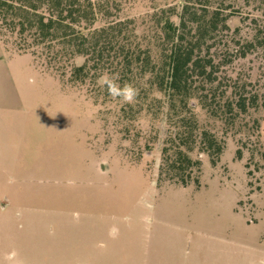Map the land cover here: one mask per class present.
I'll return each mask as SVG.
<instances>
[{
  "label": "rangeland",
  "instance_id": "374dc122",
  "mask_svg": "<svg viewBox=\"0 0 264 264\" xmlns=\"http://www.w3.org/2000/svg\"><path fill=\"white\" fill-rule=\"evenodd\" d=\"M11 48L0 45V264H264L263 112L231 130L199 110L226 150L185 187L162 172L168 132L153 111L126 115L106 88ZM237 68L264 87L260 54Z\"/></svg>",
  "mask_w": 264,
  "mask_h": 264
},
{
  "label": "trees",
  "instance_id": "16d2710c",
  "mask_svg": "<svg viewBox=\"0 0 264 264\" xmlns=\"http://www.w3.org/2000/svg\"><path fill=\"white\" fill-rule=\"evenodd\" d=\"M138 1L0 0V45L44 59L74 84L103 88L107 72L139 88L123 112L153 111L168 132L162 172L186 187L203 158L216 166L226 150L199 110L231 130L264 113V87L237 68L255 54L264 62V0H153L126 10Z\"/></svg>",
  "mask_w": 264,
  "mask_h": 264
},
{
  "label": "clouds",
  "instance_id": "9594fccd",
  "mask_svg": "<svg viewBox=\"0 0 264 264\" xmlns=\"http://www.w3.org/2000/svg\"><path fill=\"white\" fill-rule=\"evenodd\" d=\"M118 77L110 74V73H103L99 79L98 84L101 87L106 88L108 95L111 96L113 99H118L124 104H134L139 97L140 89L135 87L132 83L125 82L122 86L118 83ZM119 235V228L113 226L109 230V236L113 239L117 238ZM100 248L106 247V244L101 241L98 245ZM15 256V253L11 254L9 259H12ZM20 264V262H17Z\"/></svg>",
  "mask_w": 264,
  "mask_h": 264
}]
</instances>
